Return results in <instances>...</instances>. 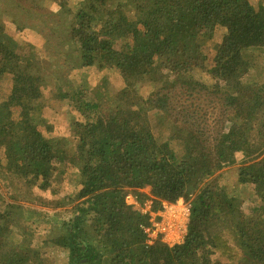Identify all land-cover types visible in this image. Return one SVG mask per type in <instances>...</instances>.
Returning a JSON list of instances; mask_svg holds the SVG:
<instances>
[{
  "label": "trees",
  "instance_id": "trees-1",
  "mask_svg": "<svg viewBox=\"0 0 264 264\" xmlns=\"http://www.w3.org/2000/svg\"><path fill=\"white\" fill-rule=\"evenodd\" d=\"M21 1L30 0L0 4L18 7L16 15L30 21L23 23L39 28L46 55L0 24V150L4 172L18 180L0 186V264H59L51 247L66 252L62 264H264V2L80 0L49 24L50 15ZM219 28L224 35L210 63L205 46ZM66 50L76 56L72 68L119 71L125 86L116 98L57 84ZM48 65L57 71L56 97L82 116L71 120L73 148L68 137L39 127L45 119L35 103ZM195 68L214 83L195 78ZM137 83L152 90L134 92ZM213 93L223 115L212 109ZM238 152V180L262 201L250 213L216 179ZM67 165L77 170L76 190L51 207L63 209L26 202L37 199L32 187L58 185ZM128 193L141 205L151 198L154 208L181 197L191 202L184 241L147 244L148 215L126 202ZM39 225L46 237L37 241Z\"/></svg>",
  "mask_w": 264,
  "mask_h": 264
},
{
  "label": "rangeland",
  "instance_id": "rangeland-1",
  "mask_svg": "<svg viewBox=\"0 0 264 264\" xmlns=\"http://www.w3.org/2000/svg\"><path fill=\"white\" fill-rule=\"evenodd\" d=\"M61 2L55 0H30V1H21L19 4L30 7L31 10L36 13L45 15L49 17L51 24L53 20L59 18L60 16H65L68 10L76 11L80 0H60ZM254 6L259 3L264 2V0H249ZM19 11L18 7L11 8L8 4H0V24H2L10 35L18 40L19 43L25 45H33L36 48L37 54L39 56L46 55L44 49L45 46V37L39 32V28H34L29 23H23L28 21L24 15H16ZM30 22V21H28ZM36 23V18L35 22ZM28 24V25H23ZM46 33L49 32V27H44ZM224 29L219 28L215 30L213 38L206 44L205 50L207 51L208 62L211 63L213 56V47L216 45V42L220 41L223 38ZM70 50V49H69ZM69 50H66L59 58V74H63L62 82L57 84L64 83L66 88L72 89L74 87L80 86L89 91V95H95L96 92H99L104 96V98H112L120 93V91L125 86V82L120 75L119 71L113 69H104L100 70L96 66H87V67H77L72 68V65L76 62V56L71 54ZM66 60V61H65ZM65 61V62H64ZM43 65V64H42ZM63 65V66H62ZM45 68L47 74V85H42V96L36 101V105L39 106L38 115L45 119V122L40 124L41 131L46 136H66L70 141V146L73 148L75 142L73 140V131L71 128V120L73 117H82L80 112L76 111V108L70 102L69 99H59L56 97L57 93V84L56 81H53L57 71L53 70L52 65H48ZM261 77V70H257L254 74L255 76ZM193 75L200 81L204 83L211 84L214 83L211 76L207 74L206 70L201 68H195ZM67 77V78H66ZM66 80H70L71 84H66ZM9 79H4V87L8 86ZM152 85L150 83H139L136 84L134 92H138L142 95H147L152 90ZM101 95V96H102ZM198 97L205 100L206 94L202 91L198 92ZM211 97V98H209ZM209 102L212 103V109L217 112V114H222V99L219 96L209 94ZM102 104L103 100H99ZM133 107H135L133 105ZM153 114V113H151ZM73 135V136H72ZM176 148H181L176 146ZM236 162L234 164L226 165L221 170L217 172V180L226 185L229 188L231 194L235 195L241 201V208L245 213H250L251 209L254 206L262 204V201L257 197L256 193L253 190V187L249 184H243L239 182V167L243 154L238 152L236 154ZM4 156L0 150V186L4 190L6 187L5 182L17 183L18 180L13 179V175H7L4 172ZM67 172L57 179L55 183L58 185H53V187L48 189H41L37 186L32 187L33 195L37 196V199L32 201H26L27 203H33L35 207L43 208L41 202H45L48 205L46 208H51L54 206V203L59 201L65 194L74 192L76 190V168L71 165H67ZM64 168V166H63ZM8 176L12 177L8 179ZM2 179H4L2 181ZM144 191L148 192L149 188H145ZM10 193H8L9 195ZM64 207L55 209L61 210ZM51 210L55 211L53 208ZM46 237V235H45ZM43 233L41 232V226L39 225L36 228V240L40 241L44 238ZM47 253L53 257L57 263H63L66 260V252L58 247L48 248Z\"/></svg>",
  "mask_w": 264,
  "mask_h": 264
},
{
  "label": "built area",
  "instance_id": "built-area-1",
  "mask_svg": "<svg viewBox=\"0 0 264 264\" xmlns=\"http://www.w3.org/2000/svg\"><path fill=\"white\" fill-rule=\"evenodd\" d=\"M125 200L130 205L141 207L142 213L148 215L149 225L143 227L147 244L161 240L174 246L184 241L191 219V202L181 197L175 202L163 201L158 208H154L151 198L141 205L133 193H128Z\"/></svg>",
  "mask_w": 264,
  "mask_h": 264
}]
</instances>
